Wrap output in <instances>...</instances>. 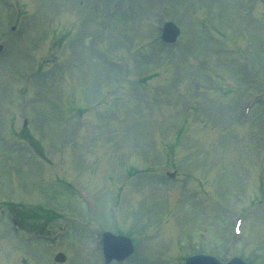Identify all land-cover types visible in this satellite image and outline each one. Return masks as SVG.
Returning <instances> with one entry per match:
<instances>
[{
  "label": "rangeland",
  "instance_id": "1",
  "mask_svg": "<svg viewBox=\"0 0 264 264\" xmlns=\"http://www.w3.org/2000/svg\"><path fill=\"white\" fill-rule=\"evenodd\" d=\"M0 44V211L34 264H104V231L123 264H264V0H0Z\"/></svg>",
  "mask_w": 264,
  "mask_h": 264
},
{
  "label": "water",
  "instance_id": "2",
  "mask_svg": "<svg viewBox=\"0 0 264 264\" xmlns=\"http://www.w3.org/2000/svg\"><path fill=\"white\" fill-rule=\"evenodd\" d=\"M179 29L172 23H167L164 26L162 40L168 44H172L179 36ZM174 177V175H171ZM104 241V254L106 262L109 263L112 260H124L130 256L133 252L132 243L129 239L124 237H115L109 233L103 236ZM57 261H64V258L59 256ZM186 264H221L216 259L207 256H197L190 258L186 261ZM227 264H245L239 259H233Z\"/></svg>",
  "mask_w": 264,
  "mask_h": 264
},
{
  "label": "flooded vegetation",
  "instance_id": "3",
  "mask_svg": "<svg viewBox=\"0 0 264 264\" xmlns=\"http://www.w3.org/2000/svg\"><path fill=\"white\" fill-rule=\"evenodd\" d=\"M18 226H20L21 228L24 226V224L22 223V222H20V221H18ZM21 264H27V256H25V260L23 259L22 261H21Z\"/></svg>",
  "mask_w": 264,
  "mask_h": 264
}]
</instances>
